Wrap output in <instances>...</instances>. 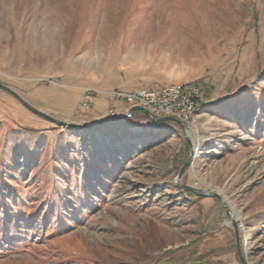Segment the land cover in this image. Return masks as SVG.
Instances as JSON below:
<instances>
[{
	"label": "rangeland",
	"instance_id": "374dc122",
	"mask_svg": "<svg viewBox=\"0 0 264 264\" xmlns=\"http://www.w3.org/2000/svg\"><path fill=\"white\" fill-rule=\"evenodd\" d=\"M0 83V264H264V0H0Z\"/></svg>",
	"mask_w": 264,
	"mask_h": 264
},
{
	"label": "built area",
	"instance_id": "2783aa9c",
	"mask_svg": "<svg viewBox=\"0 0 264 264\" xmlns=\"http://www.w3.org/2000/svg\"><path fill=\"white\" fill-rule=\"evenodd\" d=\"M116 98L130 107L142 106L155 116H170L186 125L192 124L202 103V89L192 82L172 83L165 86H138L131 90L113 92ZM84 106H91L93 96L85 95Z\"/></svg>",
	"mask_w": 264,
	"mask_h": 264
},
{
	"label": "water",
	"instance_id": "95a60500",
	"mask_svg": "<svg viewBox=\"0 0 264 264\" xmlns=\"http://www.w3.org/2000/svg\"><path fill=\"white\" fill-rule=\"evenodd\" d=\"M0 88L10 92L11 94H13L14 96H16L20 102H22L27 108H29L31 111L35 112L36 114L48 119V120H51L52 122H55L59 125H66L67 123L64 122V121H61V120H58L56 118H54L53 116L37 109L36 107H34L33 105H31L30 103H28L22 96H20L16 91H14L13 89H11L10 87H8L7 85H4L2 83H0ZM136 111H142L146 114V116L152 121V122H155V123H164V122H170V121H173V122H176L178 124H180L184 130L186 131V124L183 123L181 120L175 118V117H170V116H163V117H157L155 116L154 114H152L149 110H147L146 108L142 107V106H133V107H130L128 109V112L125 116H119L117 118H123V117H131ZM116 119V118H114ZM113 120V119H111ZM194 148H192L191 150V157L190 159L185 163V165L181 168L180 172H179V175H178V181L180 182L181 179H182V176L184 174V171L186 169V167L189 165V163L192 161L193 157H194ZM185 188H188L190 190H194L196 191L197 193H199V191L196 189V188H193L191 186H185Z\"/></svg>",
	"mask_w": 264,
	"mask_h": 264
},
{
	"label": "trees",
	"instance_id": "16d2710c",
	"mask_svg": "<svg viewBox=\"0 0 264 264\" xmlns=\"http://www.w3.org/2000/svg\"><path fill=\"white\" fill-rule=\"evenodd\" d=\"M138 113H143V114H145L144 112H142V111H136L135 113H134V115H136V114H138ZM146 115V114H145ZM190 193V192H189ZM191 194V193H190ZM161 264V263H160Z\"/></svg>",
	"mask_w": 264,
	"mask_h": 264
},
{
	"label": "bare ground",
	"instance_id": "6f19581e",
	"mask_svg": "<svg viewBox=\"0 0 264 264\" xmlns=\"http://www.w3.org/2000/svg\"><path fill=\"white\" fill-rule=\"evenodd\" d=\"M187 134L190 135V136L192 135V133H191V131L189 129L187 130Z\"/></svg>",
	"mask_w": 264,
	"mask_h": 264
}]
</instances>
